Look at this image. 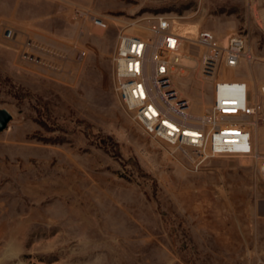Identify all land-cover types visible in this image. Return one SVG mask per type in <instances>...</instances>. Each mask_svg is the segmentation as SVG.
Returning a JSON list of instances; mask_svg holds the SVG:
<instances>
[{"label": "rangeland", "instance_id": "1", "mask_svg": "<svg viewBox=\"0 0 264 264\" xmlns=\"http://www.w3.org/2000/svg\"><path fill=\"white\" fill-rule=\"evenodd\" d=\"M157 16L183 37L171 76L193 112L213 101L203 30L245 37L251 60L225 77L257 95L264 0H0V109L12 116L0 132V264H264V178L252 161L193 164L149 137L114 91L118 34H143Z\"/></svg>", "mask_w": 264, "mask_h": 264}, {"label": "built area", "instance_id": "2", "mask_svg": "<svg viewBox=\"0 0 264 264\" xmlns=\"http://www.w3.org/2000/svg\"><path fill=\"white\" fill-rule=\"evenodd\" d=\"M75 11L94 26L107 27L90 10ZM146 21L143 34H118L112 57L113 88L133 121L149 137L173 146L195 165L218 156L249 158L264 178V145L259 147L255 141L257 129L264 124V83L252 97L244 81L225 77V71L238 67L241 58L251 60L245 37L232 34L219 41L207 30L197 34L195 42L207 51L201 74L214 82L210 109L195 113L171 76L179 64L183 37L172 29L167 17ZM4 31L5 38L11 40L12 30ZM23 46L37 47L28 41ZM22 54L24 58L32 56L26 50ZM84 55V51L79 52L78 59Z\"/></svg>", "mask_w": 264, "mask_h": 264}, {"label": "water", "instance_id": "3", "mask_svg": "<svg viewBox=\"0 0 264 264\" xmlns=\"http://www.w3.org/2000/svg\"><path fill=\"white\" fill-rule=\"evenodd\" d=\"M11 119L12 116L7 110L0 109V132L7 128V125Z\"/></svg>", "mask_w": 264, "mask_h": 264}, {"label": "bare ground", "instance_id": "4", "mask_svg": "<svg viewBox=\"0 0 264 264\" xmlns=\"http://www.w3.org/2000/svg\"><path fill=\"white\" fill-rule=\"evenodd\" d=\"M181 35V34H180ZM182 56H180V59H181ZM180 59H179V62H180Z\"/></svg>", "mask_w": 264, "mask_h": 264}]
</instances>
